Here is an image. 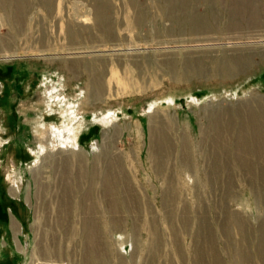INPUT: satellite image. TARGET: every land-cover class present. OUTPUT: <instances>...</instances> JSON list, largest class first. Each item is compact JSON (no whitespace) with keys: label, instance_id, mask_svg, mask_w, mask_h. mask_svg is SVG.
<instances>
[{"label":"rangeland","instance_id":"rangeland-1","mask_svg":"<svg viewBox=\"0 0 264 264\" xmlns=\"http://www.w3.org/2000/svg\"><path fill=\"white\" fill-rule=\"evenodd\" d=\"M0 264H264V0H0Z\"/></svg>","mask_w":264,"mask_h":264},{"label":"bare ground","instance_id":"bare-ground-1","mask_svg":"<svg viewBox=\"0 0 264 264\" xmlns=\"http://www.w3.org/2000/svg\"><path fill=\"white\" fill-rule=\"evenodd\" d=\"M20 6V5H19ZM223 72H224V69H223Z\"/></svg>","mask_w":264,"mask_h":264}]
</instances>
